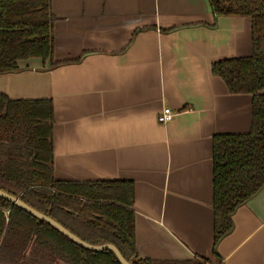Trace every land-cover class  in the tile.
Wrapping results in <instances>:
<instances>
[{
	"label": "crops",
	"instance_id": "0c3cea01",
	"mask_svg": "<svg viewBox=\"0 0 264 264\" xmlns=\"http://www.w3.org/2000/svg\"><path fill=\"white\" fill-rule=\"evenodd\" d=\"M53 60L0 74L11 99L50 98L53 175L134 183L139 258H209L215 134L244 133L252 95L211 72L252 52L251 19L208 0H49ZM264 92V90H263ZM164 107L175 113L157 121ZM217 242L223 264H264V186Z\"/></svg>",
	"mask_w": 264,
	"mask_h": 264
},
{
	"label": "trees",
	"instance_id": "16d2710c",
	"mask_svg": "<svg viewBox=\"0 0 264 264\" xmlns=\"http://www.w3.org/2000/svg\"><path fill=\"white\" fill-rule=\"evenodd\" d=\"M214 17L251 19L249 56L216 60L211 72L230 93L252 95L244 133L215 134L213 249L209 258H139L134 228V183L127 180H59L53 175V106L50 98L11 99L0 92V189L42 211L79 238L115 245L133 264H223L216 251L231 231L232 214L264 186V0H208ZM49 0H0V74L18 60H53ZM120 264L113 252L87 250L44 221L0 197V264Z\"/></svg>",
	"mask_w": 264,
	"mask_h": 264
},
{
	"label": "water",
	"instance_id": "95a60500",
	"mask_svg": "<svg viewBox=\"0 0 264 264\" xmlns=\"http://www.w3.org/2000/svg\"><path fill=\"white\" fill-rule=\"evenodd\" d=\"M0 197L8 200L14 205H17L18 207L22 208L27 213L31 214L35 218H37L40 221H44L51 225L53 228H55L58 232L68 237L71 241H73L75 244L79 245L80 247H83L87 250L91 251H100L104 249L111 250L116 257V259L119 261L120 264H133L131 261L126 260L123 255L120 253L119 249L113 245L112 243L108 242H102L97 244L89 243L81 238H79L77 235L72 233L70 230L65 228L63 225H61L59 222L54 220L49 215L43 213L42 211H39L33 207H31L29 204L25 203L22 199H20L17 196H14L2 189H0ZM137 249V247H136Z\"/></svg>",
	"mask_w": 264,
	"mask_h": 264
},
{
	"label": "built area",
	"instance_id": "2783aa9c",
	"mask_svg": "<svg viewBox=\"0 0 264 264\" xmlns=\"http://www.w3.org/2000/svg\"><path fill=\"white\" fill-rule=\"evenodd\" d=\"M174 112L169 107H164L157 115V121L160 123H166L174 116Z\"/></svg>",
	"mask_w": 264,
	"mask_h": 264
},
{
	"label": "rangeland",
	"instance_id": "374dc122",
	"mask_svg": "<svg viewBox=\"0 0 264 264\" xmlns=\"http://www.w3.org/2000/svg\"><path fill=\"white\" fill-rule=\"evenodd\" d=\"M56 264H62V263H60V262H56Z\"/></svg>",
	"mask_w": 264,
	"mask_h": 264
}]
</instances>
